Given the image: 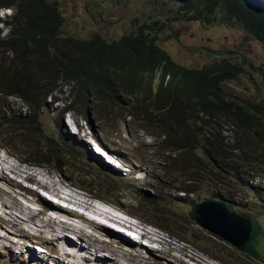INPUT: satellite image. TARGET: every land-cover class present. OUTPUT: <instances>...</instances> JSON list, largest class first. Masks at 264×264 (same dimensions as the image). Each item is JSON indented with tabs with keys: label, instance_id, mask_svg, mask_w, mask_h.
Instances as JSON below:
<instances>
[{
	"label": "trees",
	"instance_id": "obj_1",
	"mask_svg": "<svg viewBox=\"0 0 264 264\" xmlns=\"http://www.w3.org/2000/svg\"><path fill=\"white\" fill-rule=\"evenodd\" d=\"M147 4L156 8L142 15L135 30L108 39L97 32L87 38L61 36L64 20L57 0H0V9L13 10L6 21L9 32L0 37V66L6 67L0 68V93L18 95L33 106L29 93L42 91L37 95L44 97L68 85L75 90L71 109L81 108L90 90L98 97L103 86L131 96L135 103L126 112L137 123L156 126L165 138L158 150L182 164L188 186L183 191L200 198L202 192L191 185L205 172L214 185L206 196L221 197L249 215L228 189L257 191L255 179L264 177V103L229 92L225 85L254 71L224 58L185 67L159 47L158 34L178 14L189 12L208 23L238 25L264 46V0Z\"/></svg>",
	"mask_w": 264,
	"mask_h": 264
},
{
	"label": "rangeland",
	"instance_id": "obj_2",
	"mask_svg": "<svg viewBox=\"0 0 264 264\" xmlns=\"http://www.w3.org/2000/svg\"><path fill=\"white\" fill-rule=\"evenodd\" d=\"M57 2L58 10L64 20V33L61 31L60 35L67 36L68 34L80 38H87L94 32L108 39L118 38L135 30L136 26L142 22V15H147L149 10L153 11L156 8L153 6L154 9L152 10L147 4V0H57ZM162 5L173 6L163 3ZM141 8L143 10H140ZM156 12H159V9ZM11 13L13 14L10 9L0 10V18L4 19ZM154 18L153 16L146 20L151 21ZM176 18L177 20L163 26L158 34L159 47L173 61L185 67H200L213 58L203 49L217 52L237 51L242 60L252 68L251 71H255V74L242 72L236 80L225 85V89L243 98L264 103V46L261 42L253 39L238 25L227 26L221 23H208L204 18H193L189 12L178 14ZM8 30L9 27L0 24V37L7 36ZM228 59L235 62L238 58L234 55ZM0 68L5 69L6 67L1 64ZM102 89L107 96L101 95L100 97H107L109 101L98 105L93 104L92 111L89 112L92 125L97 131L96 134L100 136L99 138L96 135L95 138L90 129V136H93L92 138L95 140L91 142L102 144L105 147L103 153L107 159L122 168L119 175H111L109 170L94 163L93 160L95 159H91L89 154L76 150H73V154L70 152V148L66 146L69 143L64 142L60 133L57 134L55 126L58 121L61 123V133L64 119L68 122V129L66 128L64 131L65 135L73 134L69 125L72 124V119L86 121V112L81 116L77 112L63 113L67 90L66 92L56 91L51 97L49 95L44 97L37 95L42 91H34L28 94L34 108L43 103L39 107V114L35 117L38 128L37 130L29 129L28 138L21 137V135L16 137L17 132H25L19 127L9 126L0 129V140L10 141L12 144V150H5L8 157L26 170L39 172L42 177L45 176L49 166L48 162L58 164L61 161L66 163L64 175L69 177L75 186L111 202L113 207L128 211L144 223L154 225L153 227H156V231H158L157 237L161 233L163 237L170 242L172 241L174 246L185 248L188 254L192 253L195 257H200L203 264H264V262H253L251 257L243 252V254L237 253L230 244L217 237L219 241L213 237L215 235L188 219L187 214H189L192 205L208 197L205 193L214 189V185L205 180V172L201 171L197 175L199 181L191 185V188L202 192L201 197L196 199L194 195L185 193L188 186L185 184V177L182 174L181 168L183 166L179 162L168 160L167 152L158 150L156 140L159 139V131L154 128L140 129L139 123L129 118H126L128 123L126 125L120 116L113 111L114 101H120L122 103L121 110L126 112L135 101L134 98L122 96L107 86H103ZM15 105L20 106V111L15 114V119H23V116L29 114L30 110L23 108L22 102L17 98L0 96V121L10 117L13 113L10 108ZM87 126L89 127V125ZM39 129L42 130V133ZM84 129L82 126V130ZM45 134H53L54 138L60 142V146L65 147V152H70L69 154H73L74 157L69 154H61L63 157L59 159L57 147L54 144L50 150L45 147L44 138H46V142H49L48 137L44 136ZM83 134H85L83 137L87 138V132L83 131ZM73 145L79 147L78 142H73ZM50 152L52 153L51 156H49ZM199 155L201 156L200 152ZM74 158H81V163L90 165V168H85V173L81 172L80 168L82 167L79 166V163L73 164ZM100 164L107 166L101 161ZM137 165H143L145 174H147V177L140 181H136L132 175L133 171L138 170ZM200 169L204 170V168ZM128 171L130 172L128 173ZM54 175L60 179L63 176L59 171H55ZM26 177L35 181V177L32 175L26 174ZM27 178L24 179L29 180ZM10 183L13 182L10 181ZM55 183L53 182V184ZM147 188L153 190L165 188V196L153 195V192H149ZM228 190L236 194V198L242 200L241 203L246 205V211L250 213L246 215L257 219L264 229V194L260 191L255 193L254 190L240 192L237 187H230ZM17 195L18 193L14 191L5 193L0 190V239L9 238L8 242L11 244L16 242L15 248L9 249L7 244L6 247L0 246V264H25L23 256L26 258L29 254H20L19 250H22L25 244L23 240L32 241L29 239L30 233H24L26 227L37 223L38 229H32V232L38 230L46 232L47 228L41 222L45 216L43 214L36 218L29 216V209L27 205L23 204L21 198L24 196L21 195L19 200ZM126 196L130 199L122 201V198ZM138 199L144 200L139 202ZM85 207L88 208L85 202L80 203L79 208L84 212V216H88L91 208L85 210ZM236 210L238 211L237 208ZM141 225L144 224L141 223ZM14 236L18 237L15 238ZM89 240L91 241V238ZM34 244L36 243L32 242V246ZM83 245L85 246V243ZM32 246H28V248L34 252ZM172 253L181 256V252L172 251ZM52 257L53 255L46 254V258L50 262H53ZM173 260L178 261L179 259L174 257ZM125 264L137 263L127 257ZM188 264L197 263L193 261V263Z\"/></svg>",
	"mask_w": 264,
	"mask_h": 264
},
{
	"label": "bare ground",
	"instance_id": "obj_3",
	"mask_svg": "<svg viewBox=\"0 0 264 264\" xmlns=\"http://www.w3.org/2000/svg\"><path fill=\"white\" fill-rule=\"evenodd\" d=\"M83 131H86V129L82 130V126H80L78 144L79 147L87 149L88 143L86 144V138L83 137L85 136ZM68 145L71 146L73 150L79 148L74 146L73 143H69ZM137 169L140 170L142 168L137 165ZM65 170V168L61 170L63 176L62 179H60L54 175L55 171L48 167L44 174L45 176L42 177L39 172L35 170H26L19 164L11 161L8 157L0 155V190L5 193H12V191L17 192V197L23 195L20 191L15 189L20 186L17 177L27 178L26 174H29L35 177V181L31 178L27 179L39 186L45 187L49 194L55 197L57 202H60L61 205L54 206L52 203H46L42 198L37 197L46 207H51L53 209L52 211H48L46 208H34L23 202V204L27 205L29 209L28 214L32 218H36L42 214L45 216L41 222L47 227L46 232L42 230L32 232V229H38V224L33 223V225L26 227L24 233L27 234L29 232L30 238L36 236L40 242L54 240L56 244L60 245V255L70 258L67 264H96L94 257L89 254V249L94 248V242L102 240V233L113 234L120 242L125 243L130 251H134L133 254L123 250L120 245H116L115 249L118 251L119 256L113 264H125V258L127 257L132 259L134 263L140 264V262L143 261L142 256L144 253H148L149 256L154 257L158 261V264H188L190 261L203 264L200 257L197 258L192 253L188 254L185 248L174 246L175 244L173 245V242L163 237L160 232V236L157 237L158 231H156V229L146 226L145 224L139 225L138 222L117 212V210L125 212L124 209L113 207L112 205L110 208L96 204L94 202L95 195L91 192L77 190L72 180L64 175ZM133 178L136 179L134 176ZM10 181L13 183H10ZM136 181H138V179H136ZM53 182L56 183L53 184ZM82 198L84 199L82 200ZM27 199L28 198H25L26 201L31 202L30 199ZM82 202H85L88 208H91V211H89L90 215L84 216V212L79 208ZM88 208L85 207L84 209L88 210ZM51 222L53 224H50ZM101 222L113 224L119 228H127L133 231V236H135V238L131 239L125 234L102 225ZM89 238H91V241ZM142 240L145 244L154 249L157 253V257L150 247H146L141 243ZM25 242L26 241L23 240V243ZM83 242L86 245L85 247L83 246ZM172 251L181 252V256L175 255ZM33 254L37 256L36 252H33ZM174 257L179 260L174 261ZM166 259L169 260L167 261ZM54 264H60V262H55Z\"/></svg>",
	"mask_w": 264,
	"mask_h": 264
},
{
	"label": "clouds",
	"instance_id": "obj_4",
	"mask_svg": "<svg viewBox=\"0 0 264 264\" xmlns=\"http://www.w3.org/2000/svg\"><path fill=\"white\" fill-rule=\"evenodd\" d=\"M252 1H255V0H252ZM5 9H10V8H1L0 10H5ZM10 10H12V9H10ZM12 12H13V10H12ZM11 15H12V13L9 16H11ZM8 17H6L4 19L0 18V20H1L0 24L7 26L6 21L8 20ZM203 50H204V52H208L215 59H217V58L228 59V57L234 56V55H230L232 53L231 50L218 51V52L217 51L208 50V49H203ZM10 56L11 55H7L6 57H10ZM239 57H241L240 54H239V56L237 58L239 59ZM0 58H1V56H0ZM238 59L236 61H238ZM238 63L241 65V63L239 61H238ZM244 63L247 64L245 61H244ZM194 68H196V67H194ZM66 90H67V93H66L67 97L65 99V104L63 106L64 107L63 113L65 112L66 114H70V113H76L77 112L79 114V116H81V115H83L84 112H86V114H87L86 121H83L81 119L80 120L72 119L71 120L72 124H69V125L72 128L73 134H69V135H65L64 134L65 129L66 128L68 129V122L66 121V119H64V121H63L62 133L60 132L61 123H60V121H58V123L55 126V130H56L57 134L60 133V137L64 140V142H69V143L79 142V130H80V126H83L86 129V131L88 132V137L86 138V144L88 143V148L85 150L82 147H79L78 149H76V151L83 152L84 154H87V155L89 154L91 156V159L92 158L95 159V160H93L94 163H96V164L100 165L101 167L109 170V173L111 175H115V176L119 175V173H120L122 168H120V166L115 164V163L113 164L112 162H110L107 159V157L103 153V148L105 149V147L102 144L99 145V144H96L95 142L94 143L91 142V141L94 140V138H92L93 136L96 138L99 135L96 134L97 131H96L95 127L92 125L89 112L92 111L93 104L98 105V104H100L102 102L109 101V99L107 97H100L101 95H104V96H107V95L102 93L100 95L98 94V97H96L95 91L90 90L89 91L90 92L89 95L87 96V98L85 99L83 105H81V108H79V109H71V108H69V105H70V103L72 101L73 94H74L75 90H73V88H71L68 85H60V86L56 87L54 91H52L50 94H47V95H49L51 97L52 94L55 93L56 91L66 92ZM113 91L116 92V90H113ZM0 96L6 97V98L15 97L19 101L22 102V104H23L22 107L23 108H26V109L30 110L28 115L23 116V119H15V114L20 111V106L19 105L13 106V108H10L11 111L13 112V113H11L10 117L7 118L6 120H1L0 121V129H2L3 127H9V126L19 127L20 129H22L25 132H17L16 137L18 135H21V137L28 138L29 129L37 130V128H38V127H36V120L37 119L35 117L39 114V112H40V108L39 107L42 106L43 103H41V105L39 107L34 108L32 105L30 106L23 98L19 97L18 95H8V93H3V94L0 93ZM122 96H124V95H122ZM129 97H131V96H129ZM118 102H120V101H118ZM134 103H135V101L133 102V104ZM121 104H122L121 102H120V105L117 104V100L114 101V109H113V111L116 112L120 116V118L122 119V121H124L126 123V125H128L126 118H129L132 121L136 122L133 119V117H131L129 115L128 112H123L121 110V107H122ZM36 111H37V113H35ZM17 118H19V117H17ZM87 125H89L90 128ZM139 126H140V129H143V128H146V129H149V128L157 129L156 126H149L147 124L139 123ZM90 129L92 130V133H93L92 137L90 136V134H91ZM39 131H41V133H42V130L39 129ZM44 136H47L48 139H49V142H46V138H44L45 139V144H46L45 147H47V149L50 150L52 148V144H54V146L57 147V153L59 154V156H58L59 159L61 157H63L61 154H69L70 152L73 153V149H71V147L69 145H66V146H68L70 148V152H65L66 151L65 147H61L60 146V142L57 141L54 138L53 134H45ZM99 138H100V136H99ZM164 140H165V138L162 135H160V131H159V139L156 140L157 148L160 146V144ZM80 143H81V141H80ZM82 143H83V141H82ZM84 144H85V141H84ZM94 147H95V149H94ZM5 150H9V151L12 150V144L10 143V141L6 142V141H1L0 140V155L8 157L7 152ZM92 150H93V152H92ZM45 151H46V148H45ZM167 153H168V151H167ZM73 154H69V155L74 157ZM51 155H52V153L50 152L49 156H51ZM100 161L103 164H106L107 166L101 165ZM44 162H46V161H44ZM75 163H79V166L82 167V168H80L81 172H83V173L86 172V169L90 168V165H85V164L81 163V158H77V159L74 158L73 164H75ZM35 164H37V163H35ZM47 164L49 165L48 166L49 168H51L54 171H59V172H62L61 170L63 168L66 169V166H67L66 163L61 162V161H59L58 164L49 163V162ZM130 168H132V166H130ZM141 168L142 169H140V170L133 171V174H132L136 179H138V181H140V180H142V179L147 177V174H145V169H144L143 165H141ZM69 169H71V168H69ZM129 172L130 171H128V173ZM117 179H119V178H117ZM17 180L20 182V186L16 187L15 189L20 191L26 198L30 199L31 202L26 201L25 198L21 197L20 195L18 196V198L20 199V197H21L22 201L24 203H27L31 207H34V208H46L48 211H52L53 210L51 207H46L43 202H41L40 200L37 199V197L42 198V200L44 202H46V203H50V204L52 203L54 206L55 205H61L60 202H57V199L55 197H53V196H51L49 194V192L47 191V189L45 187L39 186L36 183H34V182L30 181V180H26V179L21 178V177H17ZM255 183H256V187H257V191H255V193L260 191V192H262L264 194V177L263 178L262 177L256 178L255 179ZM75 188L77 190H79V191H85L84 189H82L80 187H77V186H75ZM147 189H149V192H151V193L153 192V195L157 194V196H165V194H164V191H166L165 188L158 189V190L157 189L153 190L152 188H147ZM151 197H153V196H151ZM208 197H211V196H208ZM213 198H216V197H213ZM218 198H221V197H218ZM129 199L130 198L126 196V197L122 198V201L129 200ZM138 200H139V202H142L144 199H138ZM94 202L96 204L101 205V206H106V207H110L111 208V202L106 201V200H104L102 198H99L97 196L94 197ZM117 212L122 214L123 216L135 221V222H138L139 225H141V223H143L146 226H149L151 228L157 229L156 227H153L154 225L151 226L150 223L142 222L137 216H134V215L130 214L128 211L121 212V211L117 210ZM242 214H244V213H242ZM244 215H246V214H244ZM187 216H188V219H190L189 214H187ZM101 224L105 225V226H108V227L118 231L119 233L125 234L128 237H130L131 239L135 238V236H133L134 235L133 231H131V230L127 229V228L126 229L119 228L118 226H115L113 224H107L105 222H101ZM204 230L208 231L206 229H204ZM211 234H213V233H211ZM213 235H215V234H213ZM213 235H211V236H213ZM215 236H213V237L216 238V239H218L217 237H219L220 240L225 241L220 236H217V235H215ZM14 237L17 238L18 236H14ZM15 238H13V239H15ZM101 238H102L101 241H97V242L93 243L94 244V248L89 249L90 250L89 254L94 257V259L96 260V262H95L96 264H113V262L116 259H118V256H119L118 251L115 249L116 245H120L123 250L129 251V252L134 254V251H130L128 246L125 243L120 242L119 239L116 238L113 234L102 233V237ZM8 240H9V238L0 239V246H3V247L5 246L6 247L8 245L9 249L10 248H15L14 245L16 244V242H13V244H11V243L8 242ZM30 240H32V241H26L25 244L23 245L22 250H19L20 254H25V253L29 254V255L26 256V258H25V256H23V259L25 260L24 261L25 264H54L55 262H60V264H67V262L70 260L69 257H64V256L60 255V253H59L60 252V245L56 244V242L54 240L40 242L36 236H32L30 238ZM32 242H34L36 244H34L32 246ZM225 242L228 243L227 241H225ZM141 243L144 246H146V247H150L147 244H145L143 242V240H142ZM228 244H230V243H228ZM230 245H231V248H233L237 253H239V254L245 253L244 251L238 249L234 245H232V244H230ZM28 246H32V248H33L34 252H36L37 256H35L33 254V252L30 251ZM151 249L153 250L154 255L157 257V253L154 251L153 248H151ZM46 254H48L50 256L53 255V257H52L53 262H50L49 259L46 258ZM245 254H247V253H245ZM248 256H250V255H248ZM142 257H143V261L140 262V264H149V263L150 264H152V263L153 264H158V261L154 257L149 256L148 253H144V255ZM250 257H251L250 259L253 262H256V261L259 262V263L264 262V258H263L262 261H260V260H256L252 256H250ZM208 260H210V259H208ZM210 261L213 262L212 260H210ZM190 263H193V261H190Z\"/></svg>",
	"mask_w": 264,
	"mask_h": 264
},
{
	"label": "water",
	"instance_id": "obj_5",
	"mask_svg": "<svg viewBox=\"0 0 264 264\" xmlns=\"http://www.w3.org/2000/svg\"><path fill=\"white\" fill-rule=\"evenodd\" d=\"M238 61L245 68L252 70L241 57ZM189 217L200 227L220 236L256 260H263L264 229L262 225L257 219L238 212L234 205L225 199L203 198L192 205Z\"/></svg>",
	"mask_w": 264,
	"mask_h": 264
},
{
	"label": "flooded vegetation",
	"instance_id": "obj_6",
	"mask_svg": "<svg viewBox=\"0 0 264 264\" xmlns=\"http://www.w3.org/2000/svg\"><path fill=\"white\" fill-rule=\"evenodd\" d=\"M231 51H232V53L230 55H237V57L239 56V53L237 51H236L237 53L234 52L233 50H231Z\"/></svg>",
	"mask_w": 264,
	"mask_h": 264
}]
</instances>
